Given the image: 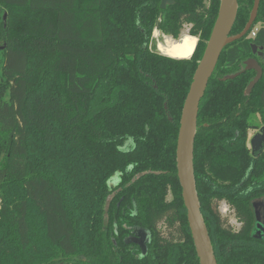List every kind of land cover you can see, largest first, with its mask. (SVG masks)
Listing matches in <instances>:
<instances>
[{"label": "trees", "instance_id": "obj_1", "mask_svg": "<svg viewBox=\"0 0 264 264\" xmlns=\"http://www.w3.org/2000/svg\"><path fill=\"white\" fill-rule=\"evenodd\" d=\"M254 1L239 0L231 35ZM220 3L0 0V264H200L177 139ZM188 23L199 37L190 58L153 49L156 26L179 38ZM250 57L263 76L247 94ZM261 125L264 0L248 34L224 48L200 103L195 174L218 264H264L253 207L264 199V151L248 142ZM137 228L150 230L146 254L126 241ZM44 252L60 257L44 263Z\"/></svg>", "mask_w": 264, "mask_h": 264}, {"label": "water", "instance_id": "obj_2", "mask_svg": "<svg viewBox=\"0 0 264 264\" xmlns=\"http://www.w3.org/2000/svg\"><path fill=\"white\" fill-rule=\"evenodd\" d=\"M175 0H161V8L165 9L174 4ZM261 0H255L249 21L245 29L238 35H231L237 19L239 0H221L218 16L215 20L211 36L207 42L204 54L197 66L193 81L187 94L180 121L177 139V168L178 176L183 189V198L187 208L188 221L194 239L200 264H218L212 239L201 208V201L197 189L195 174V139L197 134L200 103L205 95L209 80L213 75L224 48L246 36L253 27L259 13ZM6 16V15H5ZM5 18V17H4ZM254 51L257 46H253ZM245 70H255L256 75L249 83L246 93L250 94L255 85L263 76V68L255 58L245 61ZM236 73L231 77H236ZM264 144V127L251 139L253 152H260ZM256 215L254 233L261 235L264 229V199L259 197L253 200ZM137 235L129 237L127 242L138 243L143 254L147 253L150 241V230L136 229Z\"/></svg>", "mask_w": 264, "mask_h": 264}, {"label": "rangeland", "instance_id": "obj_3", "mask_svg": "<svg viewBox=\"0 0 264 264\" xmlns=\"http://www.w3.org/2000/svg\"><path fill=\"white\" fill-rule=\"evenodd\" d=\"M6 15V16H5ZM7 12H4L2 14V17L4 18L5 21H7ZM191 27V25H185L182 29V33L180 38L177 39H173L171 36L169 35H164V33L159 29V28H154V31L156 29L159 30V32H157V34L154 35V38L152 40V46L153 49H155V51L172 57V58H177V59H182V58H190L193 52V46L198 42L199 38L197 36L191 35L188 31L189 28ZM153 31V33H154ZM163 35L166 36L168 38H170L173 41V45L172 48H167L166 46L162 45L161 43H159V38L158 36ZM178 55V56H177ZM181 56V57H180ZM0 73H1V54H0ZM256 131H250L249 133V139L253 136V134ZM250 141V140H249ZM250 145V142H249ZM120 181V176L119 174H116L115 176L111 177L109 179V185H116L118 182ZM0 205H1V199H0ZM220 211L223 215V217H226L229 219V223L235 228V229H239L241 226V223L237 220L236 216L234 215L235 212L234 210L230 207V205L228 203H226L225 201H222L219 205ZM42 223L40 222V217L36 218V225L34 227V229L36 231H42ZM162 229H165V226L162 225ZM142 248V247H141ZM143 251V249H142ZM144 252V251H143ZM34 255H31L30 257H33ZM44 263L45 262H50V261H54L56 259H59L60 256H56V254H52V253H47L44 252Z\"/></svg>", "mask_w": 264, "mask_h": 264}, {"label": "flooded vegetation", "instance_id": "obj_4", "mask_svg": "<svg viewBox=\"0 0 264 264\" xmlns=\"http://www.w3.org/2000/svg\"><path fill=\"white\" fill-rule=\"evenodd\" d=\"M162 20V17H160L159 18V21H161ZM185 25H189V23L188 24H185ZM184 25V26H185ZM191 25V24H190ZM192 26V25H191ZM157 28H159L158 26H156ZM155 27V28H156ZM191 28V27H190ZM190 28H189V33H190ZM160 29V28H159ZM161 30V29H160ZM154 31V30H153ZM162 31V30H161ZM163 32V31H162ZM164 33V32H163ZM182 33V32H181ZM164 35H166L167 36V34L166 33H164ZM169 36H171V35H169ZM168 36V37H169ZM180 36H181V34H180ZM152 37L154 38V35H153V33H152ZM173 39H174V37L173 36H171ZM180 38V37H179ZM199 38V37H198ZM175 39H177V38H175ZM254 49V48H253ZM257 51V50H256ZM250 58H253V57H250ZM249 59V58H248ZM246 61V60H245ZM245 67H246V64H245ZM245 70V69H244ZM255 71V70H254ZM264 127V125H261V126H259V127H256V128H252V129H250L249 130V133H250V131H256L254 134H253V136L249 139V134H248V142H250V147H251V150H252V146H251V139L257 134V133H259L260 132V130L262 129ZM250 140V141H249ZM264 145V144H263ZM264 151V146H262V149H261V151L260 152H257V151H255V152H253V150H252V153L253 154H255V153H257V154H261L262 152ZM118 184V183H117ZM138 229V228H137ZM137 235V232H136V230H135V232H134V234L133 235H131L130 237H132V236H136ZM129 238V237H128ZM127 238V239H128ZM139 247H140V249H141V252H142V248H141V246L139 245ZM143 253V252H142Z\"/></svg>", "mask_w": 264, "mask_h": 264}, {"label": "bare ground", "instance_id": "obj_5", "mask_svg": "<svg viewBox=\"0 0 264 264\" xmlns=\"http://www.w3.org/2000/svg\"><path fill=\"white\" fill-rule=\"evenodd\" d=\"M157 34V33H156ZM158 40H159V43H161L162 45L166 46L167 48H172V45H173V41L166 37V36H163V35H160L158 36ZM178 56V55H177ZM181 57V56H180Z\"/></svg>", "mask_w": 264, "mask_h": 264}, {"label": "built area", "instance_id": "obj_6", "mask_svg": "<svg viewBox=\"0 0 264 264\" xmlns=\"http://www.w3.org/2000/svg\"><path fill=\"white\" fill-rule=\"evenodd\" d=\"M256 30H257V28H255V29L252 31V35H253V36L256 34Z\"/></svg>", "mask_w": 264, "mask_h": 264}]
</instances>
